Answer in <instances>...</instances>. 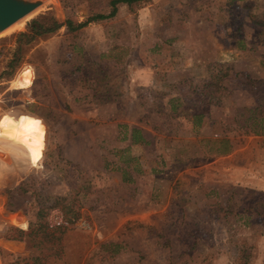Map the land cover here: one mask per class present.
Listing matches in <instances>:
<instances>
[{"label":"rangeland","instance_id":"1","mask_svg":"<svg viewBox=\"0 0 264 264\" xmlns=\"http://www.w3.org/2000/svg\"><path fill=\"white\" fill-rule=\"evenodd\" d=\"M41 1L0 34V264H264V0Z\"/></svg>","mask_w":264,"mask_h":264},{"label":"trees","instance_id":"2","mask_svg":"<svg viewBox=\"0 0 264 264\" xmlns=\"http://www.w3.org/2000/svg\"><path fill=\"white\" fill-rule=\"evenodd\" d=\"M138 1L139 0H111L110 1V6L113 8V10H112V12L110 14H108V15L100 14V15H96V16H93V17H89L85 22L78 23V24H75L73 21L68 20L67 24H66L67 30L70 33H73V32H76L78 30H81V29L87 27L88 25H90L92 23H96V22H99V21H104V20L113 18L117 14V10H118L117 6L119 4L132 5V4H134V3L138 2ZM25 21H26L25 19L19 21L23 25V27H24ZM58 29L59 28H58V24H57L56 19L51 15V13H46L44 15H40L39 17L33 19L29 23L28 32L30 33V36H28L27 38L31 39L30 42H32V41L35 40V38L46 36V35H49V34H53L56 31H58ZM20 36L21 37H26L27 35L25 33H22V34H20ZM25 42H27V40H21L20 41V45H19V48H18V51H17L18 54L14 55V57L12 59V62L9 65L10 67H11V65H15L16 64L15 62H17V61L19 62L21 60V58H22L21 57V53H22V49H23V44ZM140 133H141L140 130L133 129V141L134 142L137 139V134H140ZM230 150L231 149L226 148L224 152H227V151L229 152ZM38 216H41L42 218H44L45 214H44L43 211L40 210ZM44 234H46V233H44ZM25 236H26L25 232L16 230L14 235L10 236L9 238L10 239L23 240ZM7 238H8V236H7ZM46 238H47V236H46Z\"/></svg>","mask_w":264,"mask_h":264},{"label":"water","instance_id":"3","mask_svg":"<svg viewBox=\"0 0 264 264\" xmlns=\"http://www.w3.org/2000/svg\"><path fill=\"white\" fill-rule=\"evenodd\" d=\"M43 4L41 0H0V34L20 20L35 15Z\"/></svg>","mask_w":264,"mask_h":264},{"label":"crops","instance_id":"4","mask_svg":"<svg viewBox=\"0 0 264 264\" xmlns=\"http://www.w3.org/2000/svg\"><path fill=\"white\" fill-rule=\"evenodd\" d=\"M14 220H18V221H21V222H24V223H23L22 225L19 226V225L14 224ZM14 220H13V224H14V225H16V226H18V227H21V228H23V229H26V227H27V223H26L25 221H23L21 218H18V219L16 218V219H14Z\"/></svg>","mask_w":264,"mask_h":264}]
</instances>
